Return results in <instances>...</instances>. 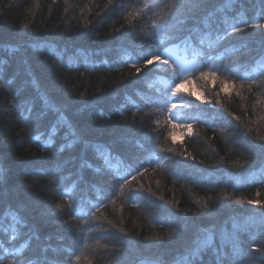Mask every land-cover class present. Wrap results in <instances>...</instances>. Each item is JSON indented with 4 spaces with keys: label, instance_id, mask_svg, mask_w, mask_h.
I'll return each mask as SVG.
<instances>
[{
    "label": "trees",
    "instance_id": "trees-1",
    "mask_svg": "<svg viewBox=\"0 0 264 264\" xmlns=\"http://www.w3.org/2000/svg\"><path fill=\"white\" fill-rule=\"evenodd\" d=\"M262 17L0 0V264H264Z\"/></svg>",
    "mask_w": 264,
    "mask_h": 264
},
{
    "label": "rangeland",
    "instance_id": "rangeland-1",
    "mask_svg": "<svg viewBox=\"0 0 264 264\" xmlns=\"http://www.w3.org/2000/svg\"><path fill=\"white\" fill-rule=\"evenodd\" d=\"M74 53H70L69 54L70 55V59L68 58L69 60L74 59V57H75ZM182 64L184 65L185 68H187V67H191L193 65V62H191V61H183ZM187 69H185V70H187ZM174 93H175V90L173 91L172 94H174ZM172 110H173L174 113H177L179 111L178 105H176V107L173 108ZM262 221H264V216H262V218H257V217L256 218H254V217L250 218L249 217V218H246L243 221V225H249V226L256 225L257 223L259 224V222H262ZM241 225H242V223H241ZM231 233L232 232L229 231V230H225V231H223L221 233L223 236L220 238V240L222 241L223 245L224 244H229L230 242H234L235 241L234 233L233 234H231ZM210 240H212V236L208 235L207 237L204 238L202 244L203 243H209ZM180 264H183V263H180Z\"/></svg>",
    "mask_w": 264,
    "mask_h": 264
},
{
    "label": "snow or ice",
    "instance_id": "snow-or-ice-1",
    "mask_svg": "<svg viewBox=\"0 0 264 264\" xmlns=\"http://www.w3.org/2000/svg\"><path fill=\"white\" fill-rule=\"evenodd\" d=\"M261 2H262V4H264V0H261ZM262 18H264V17H262ZM243 23H244V27H243V28L240 27L239 25H233V26H232V31L238 33V32H242V31L244 30V28L249 27V22H248V21H244ZM260 27H264V25H260ZM154 61H158V62H160V63H162V64H165V65H167V64L169 63L168 60H166V59H161L159 55H156V56L153 57V59H148L147 62H146V65H151V64L154 63ZM137 71H140V70L137 69ZM211 75L214 76L215 74L213 73V74H211ZM188 83H191V81H188ZM184 86H185L184 83H178V84L176 85V87H175V93H179V92L181 91V89L184 88ZM225 90H226V89H225ZM175 93H174V94H175ZM192 95H196V93L193 92ZM197 98H198V99H203V97H201V96H198ZM207 102L210 103L211 101H207ZM172 107L175 108L176 105L173 104ZM176 127H177V125L174 124V125H173V128H176ZM186 127L189 129V131H191V127H192V126H191L190 124L187 125ZM171 135H172L173 140H175V139H176V133L173 132ZM249 203H260V201H249Z\"/></svg>",
    "mask_w": 264,
    "mask_h": 264
}]
</instances>
